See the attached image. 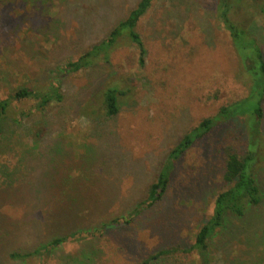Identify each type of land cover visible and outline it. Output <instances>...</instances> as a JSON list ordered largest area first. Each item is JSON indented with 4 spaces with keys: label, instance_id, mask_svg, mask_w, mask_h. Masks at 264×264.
I'll use <instances>...</instances> for the list:
<instances>
[{
    "label": "rangeland",
    "instance_id": "rangeland-1",
    "mask_svg": "<svg viewBox=\"0 0 264 264\" xmlns=\"http://www.w3.org/2000/svg\"><path fill=\"white\" fill-rule=\"evenodd\" d=\"M138 1L0 0V99L19 86H44L55 77L64 97L29 122H10L0 139V183L7 184L10 174L23 186L14 194L20 202L0 204L5 216L0 264H138L172 247L178 251L148 264H199L197 254L184 249L193 244L215 194L224 187L225 150L247 152L246 117L219 122L196 139L174 161L162 198L138 215L129 214L145 199L183 135L221 106L248 95L249 82L230 36L215 17L214 0H153L136 25L146 49L142 65L135 45L124 39L108 59L58 73L105 39ZM255 20L253 33L264 59V15ZM112 85L120 91L119 109L109 116L99 99ZM261 109L256 136L264 139V95ZM36 130L41 136L37 143ZM260 142L252 172L262 201L242 217L226 216L208 242L212 264H264ZM36 144L37 160L32 159ZM86 146L97 162L80 158ZM50 147L65 157L49 162ZM30 178L37 181L34 194L26 193ZM58 209L62 214L54 212ZM70 231H82L87 238L69 239L40 258L7 256ZM89 251L95 252L92 258L83 259Z\"/></svg>",
    "mask_w": 264,
    "mask_h": 264
},
{
    "label": "trees",
    "instance_id": "trees-1",
    "mask_svg": "<svg viewBox=\"0 0 264 264\" xmlns=\"http://www.w3.org/2000/svg\"><path fill=\"white\" fill-rule=\"evenodd\" d=\"M152 1L139 0L135 7L128 12L126 17L111 29L105 39L84 51L75 60L68 61L63 67L58 69V73H74L86 69L98 58L108 59L110 52L118 45L119 41L124 39H128L135 45L138 51V63L142 65L146 55V49L139 32L136 30V25L140 17L150 8ZM214 14L230 36L232 46L239 58L240 66L249 82L248 95L230 104L221 106L215 115L203 118L195 127L185 133L171 149L167 161L161 167L156 179L149 185L145 199L138 203L135 209L129 214L138 215L143 209L150 208L162 198L169 184L174 161L196 139L201 138L219 122L237 116L246 117L249 130L247 152L244 155H238L230 149L225 150L222 170L224 187L215 194L211 213L207 220L197 229L193 244L190 248L184 249V252L194 251L199 259V264H212L208 242L225 225L226 216L232 214L242 217L248 208L257 206L262 201L261 191L252 172V164L255 159L253 155L256 154V151L260 147V141H264L261 137L256 136L258 132L257 117L262 114L261 101L264 95V59L252 27L256 22L255 17L264 15V0H214ZM119 94L120 91L113 85L106 86L103 89L99 102L104 114L110 116L118 112ZM63 99L64 97L60 90V83L57 77H55V80L47 81L44 86H38L36 83L33 86L22 85L15 88L12 90V93L0 99V139H4V135L9 131L8 127L11 125L10 122L14 126H20L24 119L29 122V120H32V116L38 112H43L52 103L61 102ZM28 102H31V104L27 108L20 106ZM32 133L33 141L37 143L39 141L37 139L41 136H39L37 130ZM55 147H59L62 150L59 143ZM86 147L85 155L80 156V158L82 160L85 158V162H89L90 164L97 162L95 155L89 156L90 146ZM54 148H49L52 151L49 152L51 154L49 158H46L47 156L43 154L46 159H49V162H58V159L62 160L65 157L63 153H56L53 150ZM32 156V159L37 160V144ZM61 160L59 161L61 162ZM81 165L84 164L81 163ZM13 179L15 178L9 174L7 184L0 183V204L7 200L12 204L21 201L18 199L15 200L14 194L15 192L18 193L21 191L23 186L20 184L22 182L18 183L17 180ZM37 186V181H33L30 178V180H27L26 193L34 194L37 191ZM71 201L74 202L73 199ZM43 206L40 205L39 207L41 213L47 215L43 210ZM54 212L62 214L60 209ZM73 212L72 209V212L70 211L69 213L71 214ZM3 220H5V216L0 213V226ZM82 234V231H70L64 235L53 236L50 240L39 243L37 247L31 250L10 251L7 256L12 260L18 259L21 261L31 257L40 258L45 253L55 249L58 245H61L69 239H86L87 237ZM175 251H178V249L174 247L162 249L148 256L138 264H148L152 259L158 258L161 255H172ZM94 253L89 251L81 257L83 259H91Z\"/></svg>",
    "mask_w": 264,
    "mask_h": 264
}]
</instances>
